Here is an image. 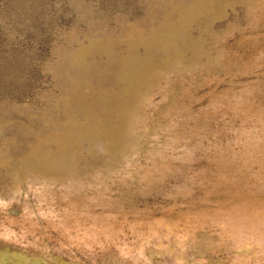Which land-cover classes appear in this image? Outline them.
<instances>
[{
    "label": "rangeland",
    "instance_id": "374dc122",
    "mask_svg": "<svg viewBox=\"0 0 264 264\" xmlns=\"http://www.w3.org/2000/svg\"><path fill=\"white\" fill-rule=\"evenodd\" d=\"M0 264H264V0H0Z\"/></svg>",
    "mask_w": 264,
    "mask_h": 264
}]
</instances>
